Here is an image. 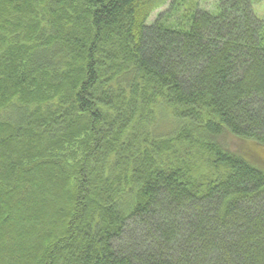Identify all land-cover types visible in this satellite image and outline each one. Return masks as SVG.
<instances>
[{"label":"trees","instance_id":"1","mask_svg":"<svg viewBox=\"0 0 264 264\" xmlns=\"http://www.w3.org/2000/svg\"><path fill=\"white\" fill-rule=\"evenodd\" d=\"M194 1L0 0V264H264V20Z\"/></svg>","mask_w":264,"mask_h":264},{"label":"rangeland","instance_id":"2","mask_svg":"<svg viewBox=\"0 0 264 264\" xmlns=\"http://www.w3.org/2000/svg\"><path fill=\"white\" fill-rule=\"evenodd\" d=\"M191 1H194V0H191ZM195 1H197V3L200 4V8L208 9V10L212 11L213 9H215V5H216L218 0H195ZM167 8H168V6L161 8L159 10H156L151 17V21H155L161 13H163L167 10ZM254 8H255L256 14L264 20V0H254ZM230 144L232 145L234 150H236V151L245 150L246 152L248 151V154L251 156H254L256 161H259V162L262 161V163L264 164V150L263 149H262V151L260 150L261 152L259 153V155L256 156L255 154H253L249 150L248 145L243 143L240 140L234 139L231 141ZM257 165L262 167L260 164H257Z\"/></svg>","mask_w":264,"mask_h":264}]
</instances>
